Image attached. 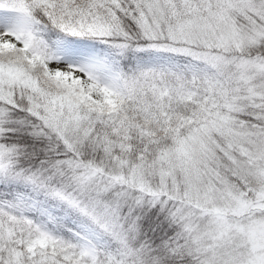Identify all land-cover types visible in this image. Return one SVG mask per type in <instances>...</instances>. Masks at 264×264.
<instances>
[{
  "label": "snow or ice",
  "instance_id": "1",
  "mask_svg": "<svg viewBox=\"0 0 264 264\" xmlns=\"http://www.w3.org/2000/svg\"><path fill=\"white\" fill-rule=\"evenodd\" d=\"M0 264H264V0H0Z\"/></svg>",
  "mask_w": 264,
  "mask_h": 264
}]
</instances>
